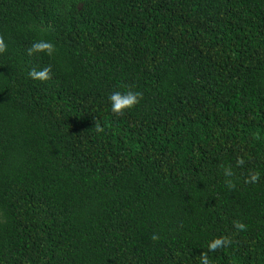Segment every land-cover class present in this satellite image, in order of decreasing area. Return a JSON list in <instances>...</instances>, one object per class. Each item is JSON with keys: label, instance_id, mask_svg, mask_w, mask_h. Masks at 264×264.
Returning a JSON list of instances; mask_svg holds the SVG:
<instances>
[{"label": "trees", "instance_id": "obj_1", "mask_svg": "<svg viewBox=\"0 0 264 264\" xmlns=\"http://www.w3.org/2000/svg\"><path fill=\"white\" fill-rule=\"evenodd\" d=\"M0 40V264H264V0H0Z\"/></svg>", "mask_w": 264, "mask_h": 264}, {"label": "clouds", "instance_id": "obj_2", "mask_svg": "<svg viewBox=\"0 0 264 264\" xmlns=\"http://www.w3.org/2000/svg\"><path fill=\"white\" fill-rule=\"evenodd\" d=\"M4 48V42L0 40V51H2ZM46 51L48 54H51L53 51V45L49 42H45L43 40L36 41L32 44L31 49L29 51ZM28 75L32 77L33 79H39L44 80L48 76V69L43 68L39 71L35 69H30L28 72ZM138 96L139 93L134 91H127V92H120V91H114L109 94L108 100L110 102L111 111L114 113H120L126 108H130L133 105H135L138 102ZM98 132L101 131L99 127L96 129ZM230 172L226 171V175H230ZM257 178L256 173H251L249 176V179L251 181H255ZM237 228H242L243 225L236 223L235 225ZM227 243V238L225 237H217L212 239L209 244L208 248L210 251L215 250L216 248L221 247L222 245ZM200 264H209V260L206 256H201V262Z\"/></svg>", "mask_w": 264, "mask_h": 264}]
</instances>
